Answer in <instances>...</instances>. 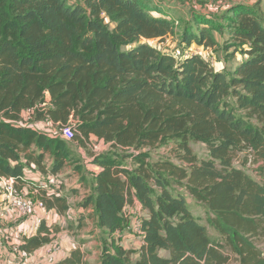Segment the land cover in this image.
<instances>
[{
  "label": "trees",
  "instance_id": "obj_1",
  "mask_svg": "<svg viewBox=\"0 0 264 264\" xmlns=\"http://www.w3.org/2000/svg\"><path fill=\"white\" fill-rule=\"evenodd\" d=\"M228 19L241 58L215 70L198 52L175 56L148 42L174 33L151 0H0V180L18 192L30 164L51 174L67 164L64 140L23 122L29 109L32 121L69 126L79 144L94 136L110 147L94 158L79 202L100 230L97 264H264L254 241L264 237V8L234 2ZM181 33L185 45L214 41L203 27ZM166 138L180 141L176 160L140 151ZM189 138L206 143L209 158H195ZM130 149L139 150L134 167L122 162ZM236 151L258 163V177L232 165ZM28 184L47 210L69 209L60 187ZM135 201L146 215L133 260L114 234L130 226ZM193 203L207 209L206 224ZM58 230L41 221L18 250L32 253ZM85 255L75 246L53 264H87Z\"/></svg>",
  "mask_w": 264,
  "mask_h": 264
},
{
  "label": "rangeland",
  "instance_id": "obj_2",
  "mask_svg": "<svg viewBox=\"0 0 264 264\" xmlns=\"http://www.w3.org/2000/svg\"><path fill=\"white\" fill-rule=\"evenodd\" d=\"M238 1L250 6L258 4L259 8H264V0H151V4H158L161 10L165 11L167 16L174 21V33L161 40H149V43L159 48L161 51L169 52L175 56L198 52L200 56L211 63L215 70H231L241 58L239 53H237L239 51L234 54L238 45L231 35V22L228 19L230 4ZM194 10L200 12L203 11L207 14L209 21L206 25H202L195 21L196 12ZM202 27L208 30L214 37V41L210 46H201L196 45L195 43L185 45L181 42L180 35L182 34V30L186 29L189 32H199ZM25 116L28 118L30 117V114L25 113ZM45 119L46 118L41 119L42 124L39 125V130L61 138L58 134V127L53 125L50 120ZM62 140L65 141L69 150V159L67 160V165L64 170L58 174H53L56 181L53 185L61 187L62 189H66L71 182L77 185L80 181H84L86 184L90 185L92 174L98 170V167L93 163V160L100 154L108 153L110 150L109 145L94 136H91L89 141L83 142L82 144L72 140V138L69 140ZM179 143L180 141L177 139L166 138L161 140L154 147L150 149L144 148L140 151H143L151 161L161 160L166 157L176 160L182 153ZM188 146L195 158H209L206 143L189 138ZM138 151L139 150L133 149L124 150L123 154L126 156L129 155V157L122 159L123 164L134 167L136 163L134 157L131 155H135ZM232 165L243 169L253 177H258L259 172L261 171L258 163L249 162L248 154L246 152L236 151L233 156ZM75 166L79 167V173H72L73 175L66 177L67 172L69 173L75 170ZM43 177L37 179L36 182L39 184H46L49 188L50 184L48 183V178L45 177V175ZM89 185L88 187L86 185L79 190L74 187L75 189L72 190L75 191L73 195L74 197L71 200L80 201L84 196V191L86 189L88 190ZM18 194L24 199L31 201L28 199L29 195L26 196L21 192H18ZM189 206L192 214L198 219V221L206 224V218L208 215L207 209L197 203L190 204ZM82 212H85V210L74 203L73 208L70 211H67L66 215L62 217L60 224H62L66 230V234L71 241L78 242L80 238H82V242H84L82 243V248L90 249L87 259L90 263H93L97 259L101 239L98 235L99 233L92 231L93 225L91 220H80L79 223L77 218ZM130 213V215H132L131 229L127 232L134 237V241H137L139 240L137 237L139 234H137L136 222L141 217V210L139 207H134L131 209ZM23 219L24 218H19L16 221L18 222ZM56 221H59V219ZM133 222L136 224V227ZM208 230L209 233L212 234L213 229L208 227ZM254 241L264 253V237H256ZM127 246H129V248H135L131 242H128ZM131 258L134 260L136 254L132 255ZM29 259L31 260L25 262L21 257L15 256L10 263L3 264H39V257L32 255Z\"/></svg>",
  "mask_w": 264,
  "mask_h": 264
},
{
  "label": "crops",
  "instance_id": "obj_3",
  "mask_svg": "<svg viewBox=\"0 0 264 264\" xmlns=\"http://www.w3.org/2000/svg\"><path fill=\"white\" fill-rule=\"evenodd\" d=\"M25 113L24 112L22 113L23 122L25 124L30 123L31 126H33L34 128L39 130V125L42 124V120L32 121L30 119V117L27 118L25 116ZM45 161H47V160H45ZM48 164L49 163H47V165ZM45 165H46V163H45ZM66 165H65V167H66ZM65 167L62 170H64ZM72 173L78 174L75 171H72L69 173L67 172L66 177L73 175ZM49 174H51V173L42 172L34 164H30V167L25 169V171H24V177L27 180V183H25L22 186L21 190L18 192L19 193L21 192L26 196L29 195L28 199H30L31 202L38 201L39 199L37 197L36 191L28 183L29 182L30 183H37L36 182L37 179H39L40 177H43L44 175H45V177H47V175H49ZM86 185L88 187L89 184L79 183V184L75 185V183L71 182L67 186L66 189H62L60 187L61 192H63L66 195L68 202H69V206H70L69 209L66 210L63 214L57 212L55 209L47 210L45 207L44 208L36 207L33 214L28 215V216H23V215L18 214L14 208H12L10 205H8L4 201V195L2 193H0V262H1V264L10 263L11 260H13L15 256L21 257V259H24L26 262L27 260H31V259H29V257L32 255H35L36 257L40 258V260L38 262L39 264H53L55 262L62 260L66 256H68L70 251L75 246H79L81 250L86 252L85 260L87 261V264H97L96 263L97 259L93 263H90L88 261L87 256L90 253V249L82 248V243H84V242H82V238H80V240L78 242L71 241L69 239V236L66 234V230L64 229L62 224H60L62 217L66 215L67 211H70L73 208L74 203H76L79 207H82L79 204V202L82 199L80 201L79 200H77V201L71 200V199H73V197H74L73 195L75 192L72 190L75 189L74 187H76V189L79 190L82 187H85ZM47 191L52 192L53 191L52 186H50ZM86 191H87V189L84 191V196H85ZM134 207L140 208L141 217H144L146 215L145 209L142 208V206L139 204L138 201H135V203L132 206H128L126 208V212L128 214H131L130 211ZM83 209L85 210V212H82L81 214H79L77 220H79L80 217L84 218V219H82V221L89 219L86 216V214L89 211V208H83ZM141 217L139 219H141ZM19 218H24V219L17 222L16 220ZM130 218H131V221H130V225H131L132 215H130ZM58 219H59V221H56ZM89 220H91V223L93 225L92 231L99 233L98 235L100 237V235H101L100 230L94 225V221L92 219H89ZM41 221H44L47 226H52L55 224H57L59 226V230L56 233L55 238L51 242L46 243V244L42 245L41 247L37 248L32 253L22 254V250H20V249L18 251H15V249H18V245L21 242H23L24 236H30V235L35 234L36 229H37V227ZM134 222H136V221H134ZM134 225L136 227L135 223H134ZM136 228H137V234H139L138 225ZM130 229L131 228L129 226V227L125 228L124 230H122L120 233L116 232L114 234V236L117 239V242H119L120 244H122L126 248H129V246H127L128 242H131L132 245L135 246V248H129V249L134 250V253L132 255L136 254L135 259H137L138 254H139V246H140V242H141L140 241V235L137 236L139 238V240L134 241V237L127 232ZM99 250H100V248H99ZM98 254H99V252H98ZM97 258H98V256H97ZM29 264H31V263H29Z\"/></svg>",
  "mask_w": 264,
  "mask_h": 264
},
{
  "label": "built area",
  "instance_id": "obj_4",
  "mask_svg": "<svg viewBox=\"0 0 264 264\" xmlns=\"http://www.w3.org/2000/svg\"><path fill=\"white\" fill-rule=\"evenodd\" d=\"M23 112L24 113L26 112L27 114H31L32 110L26 109ZM58 129H59L58 134L62 139L69 140L72 138V129L69 126H64L61 128L58 127ZM47 178L49 184H54L56 182L54 179V175L52 174L47 175ZM0 182H1L0 190L1 193L4 195V201L12 208H14L18 214L23 216H28L33 214L36 207L44 208V204L41 200L31 202L24 199L20 194H18V192L15 191L14 189V183L12 178H1ZM41 185L47 186L46 184H41ZM138 232L139 235H141V231L139 230ZM15 251H18V249H15Z\"/></svg>",
  "mask_w": 264,
  "mask_h": 264
}]
</instances>
